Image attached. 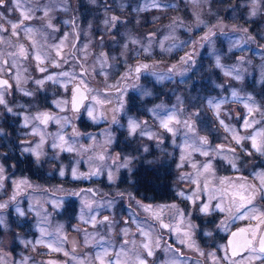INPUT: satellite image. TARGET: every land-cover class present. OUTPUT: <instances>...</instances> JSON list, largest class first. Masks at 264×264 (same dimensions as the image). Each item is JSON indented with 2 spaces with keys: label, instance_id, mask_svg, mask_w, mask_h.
<instances>
[{
  "label": "rangeland",
  "instance_id": "1",
  "mask_svg": "<svg viewBox=\"0 0 264 264\" xmlns=\"http://www.w3.org/2000/svg\"><path fill=\"white\" fill-rule=\"evenodd\" d=\"M31 1L38 3V0ZM48 1L49 3L44 2L43 6H39L43 18L50 15L61 17L63 12L57 8L60 2H67L66 7L69 8L67 0ZM113 1L117 0H80L79 4L78 0H71L72 14L76 18L77 32L81 36L79 42L82 43L78 45L80 49L75 51L82 61L80 64L68 59V47L72 44L68 33L59 32L56 42L51 38L50 45L47 46L49 50L44 53L47 69L45 77L51 96L48 103L45 101L40 104V101L33 100L34 117L43 112L44 107H48L54 110L55 117L60 118L61 124L70 127L67 128L65 136L64 129L55 127V132L50 130V139L45 135L44 143L40 144L39 140L35 147L38 152H42L54 142L61 143L59 136L64 137L65 150L51 147L48 153L52 152L54 158L61 160L59 168L64 172L61 179H65L66 183L54 186L52 193L48 194L39 182L29 179H25L27 184L19 183L23 180L9 182L5 181L4 171L0 173L4 177L0 180V192L3 194L0 204H7L6 208L0 209V217L4 221L0 224V259L8 261V264L12 261L15 264H57L51 262L56 257L51 255L58 251L47 245L57 237L66 238L61 253H72L73 248L81 247L78 240L81 235L86 238L84 246L92 245L97 252L100 250L98 241H103L105 247L110 245L112 258L123 247L127 253L126 256H121L123 264H137L138 253L142 254L147 264H233L234 260L226 253L224 241L234 227L243 228L247 224L246 216L233 219L237 215L235 205L240 203L239 197L234 199L233 194L246 192L239 188L241 183L227 177L240 173L237 155L224 149L217 150L216 145H230L247 156L258 153L251 147L250 139H243L237 144L233 132L228 129H234L240 137L250 136L264 129V46L257 43V38L248 30L246 21H243L242 26V11H237L240 6L237 0L228 1L226 4L197 3L191 0L190 3L183 4L184 10L179 15L175 10L172 11L171 2L140 0L137 6L132 5L126 9L123 6L127 3L122 0L119 1V7L111 8L106 5L113 4ZM154 2L158 6L153 7ZM246 3V18L250 20L257 17L258 21H264V0H258L255 5L253 0H246ZM221 5V9L231 8L229 16L208 13L209 9L218 10ZM254 7L256 15L253 16L251 12ZM44 9H48L46 16ZM159 10L164 11L166 20L158 21L151 17L154 20L150 21L154 22L148 24L149 30L147 24L123 25L119 21L132 11H148L157 16L159 14L156 12ZM113 16L117 17L115 27L110 23L105 24ZM51 25L50 30L54 28L52 23ZM141 26L145 30H141ZM206 35L210 37L209 41L201 39ZM57 45H61L59 56ZM189 54L192 60L185 64L182 58H187ZM217 58L222 67L217 66ZM54 62L60 65L59 73ZM143 64L149 65V69L142 70L136 76L133 70ZM83 66L92 75L91 81L84 80L77 74L80 69H84ZM118 69L123 74L118 73ZM169 69L173 71L169 72ZM63 72L70 75H60ZM226 72H232V75H226ZM237 73L240 79L235 78ZM126 74L132 77L127 85L121 83ZM49 75L53 77L52 80L47 79ZM161 75L165 78L159 79ZM82 79L87 84L89 99L83 106L81 116L99 126V130L88 133L82 130V136L75 138L70 130L75 121V114L70 108V97L74 84H81ZM120 87L122 89L118 93H104ZM233 92L237 96L234 97ZM133 93L143 99L141 104L135 100L136 97L131 101ZM160 95L163 98L156 99ZM92 97H97L104 103H97ZM148 98L150 100H146ZM245 103L253 108L251 114L245 108ZM217 104L219 109L215 107ZM87 109L93 110L96 119L88 116ZM140 110H144V116ZM165 111H176L181 121L189 120L194 123L195 132L188 133L186 137L187 129L183 124L173 122L170 126L176 130V134L173 136L168 133L160 126L159 119ZM193 113L199 115L194 116ZM245 119L252 122V126L247 129L243 127ZM130 120L141 125L135 134H130ZM220 120L224 121L223 125ZM33 122L28 121L29 124ZM33 127L39 129L36 123ZM142 132L151 133V136L141 134ZM188 137L195 139L197 144L199 137H206L208 144L203 146V150L209 154L205 156L201 152L193 151L191 147L186 148V140L188 144L193 143V139ZM68 147H72L73 151H67ZM117 148L123 149L121 162L115 155ZM176 152L177 160L171 163ZM149 154L148 167L151 170L160 164H165L163 168L172 169L179 192L178 199L175 200L178 201L177 205L173 203L175 201L145 202L129 191L128 187H121V182H118L123 175L131 178L134 170L139 169L136 159ZM64 155H69L65 163L62 159ZM101 156L104 158L100 159ZM227 163L229 167L225 166ZM205 164H210L207 171ZM109 174L112 179H109ZM84 176L94 193L81 192ZM19 193L21 197L29 198L30 203H25L24 200L20 204L16 203ZM198 198H201L200 201ZM184 200L190 202L191 210L200 212L207 204L208 210L212 211L211 226L202 232L203 235L211 237L210 249L204 244L202 247L195 244L194 238L198 235L195 223L189 216L183 217L180 210V204ZM48 202L54 208H49ZM150 204L154 205L149 207ZM217 204L226 210L220 211ZM172 205L175 207H170ZM10 207L14 209L12 212ZM229 208L231 211L227 210ZM18 214L23 215L26 220L32 217L30 224L21 230L13 223L18 220ZM93 216L96 219L95 225L91 223ZM105 216L109 221L101 223ZM152 221L157 225L160 222L173 223L171 234L179 244L185 245L187 258L183 259L174 254L163 259L154 254L152 245L157 244V234H152ZM41 229L44 230V235ZM162 229L163 232L167 231L164 227ZM144 233L148 235L145 236ZM162 239L166 241L165 236ZM146 243L153 253L151 256L147 255V250L143 247ZM29 258L31 259L28 261ZM76 261L80 264L81 260ZM235 262L243 264L241 258L235 259ZM258 263L261 262H255ZM84 264H89V261Z\"/></svg>",
  "mask_w": 264,
  "mask_h": 264
},
{
  "label": "flooded vegetation",
  "instance_id": "2",
  "mask_svg": "<svg viewBox=\"0 0 264 264\" xmlns=\"http://www.w3.org/2000/svg\"><path fill=\"white\" fill-rule=\"evenodd\" d=\"M69 4V8H67V2L59 4L60 11H62L61 17L54 16H48V17H41L42 12L40 11L41 8L39 6H43L44 2H48V0H38V3H33L31 0H20L21 8L15 9L11 2V0H7V3L0 7V12L4 13V18H0V25H2L3 29H7V31L0 30V80H7L9 85L11 87L5 89L4 87H0V93L3 94L4 99L6 101V104L0 105V163H2L4 168V176L5 181H14V180H25L29 179L33 182H38L36 180L37 177H42L47 183H41L45 187V190H47L48 194H51L52 190H54L53 184H50L51 179L56 176L57 172L60 174V166H61V160L59 158H54V154L52 152H49L51 150V147H46L45 150H42V152H38L36 150V144L40 140V135L35 134L33 132V125L34 123L37 124L39 127V132L43 134V136L48 135L47 139H50V130L52 132H55V127H60V129L63 130V135H67V128L70 126H64L61 123H56L55 121L50 120L46 125L40 124L39 121H36L33 119L34 117V106H33V100L40 101V104H43L45 101L48 103L49 97L51 96L49 93V89L47 88V80L45 77V71L41 72L39 71V68H45V52H48L49 48L47 47L50 45L51 38L54 39L56 42L57 37L60 33L63 31L68 33L70 37L72 38L71 41V47H68L69 55L68 59H73L75 62H78L79 64L82 62L80 58L76 54V50L80 49L78 45L81 43L79 42V37L81 39L80 33L77 32V24L75 21V17L73 16V4L71 0H67ZM84 1V0H83ZM106 1V0H104ZM119 1H113V4L107 3L106 5L108 7L114 8L119 7ZM125 1L127 4L126 6H123L124 9L138 4L140 0H122V2ZM162 2L169 3L171 2V8L172 11L175 10L176 14L179 15L184 10V3H190L191 0H161ZM194 0H192L193 2ZM197 3L205 2V3H215L220 2L223 4H226L228 1L233 0H195ZM224 1V2H223ZM240 4L239 10L242 11L241 16V22L243 26V21H246V24L248 26V30L254 34V36L257 38V43L259 45L264 46V21H258L259 18H252L248 19L245 16V7L247 5L246 0H237ZM80 0H78L79 4ZM223 5L220 6L218 10L209 9L208 13L214 12V14H219V16H229L231 13V8L227 7L225 9H221ZM227 6V5H226ZM24 9H31V19L25 20L24 25L26 28L33 29V32L28 35L26 34L25 27L19 28L18 35H13L11 31V25L9 22H16L20 18V12ZM123 9V10H124ZM144 12V13H143ZM138 11L135 13L132 11L130 14L124 15V19H120L119 21L123 22V25L127 24H149L154 21L153 18H157L159 21L160 19L166 20V17L164 16V11L159 10V15L154 16L148 11ZM36 14V17H35ZM146 14L148 16H146ZM153 17V18H151ZM250 21V22H249ZM249 22V23H247ZM53 24L54 28L51 30L48 27V24ZM139 24V25H143ZM148 25V28H149ZM141 30H145L143 26L140 27ZM60 32V33H59ZM35 42V43H33ZM82 44V43H81ZM23 46L25 49V54L20 55V48ZM260 49H263L260 47ZM39 55L41 57L40 60H37L36 57ZM7 63H4V62ZM39 65V68H38ZM69 68H72V66H69ZM78 71V75H80L84 80L91 81L92 75H90V72L86 70V68L83 66ZM55 69L59 73V67H55ZM86 73V74H85ZM118 73L123 72L118 69ZM117 73V74H118ZM142 73V71L136 76H139ZM17 74H19L20 79L17 80ZM134 76V78L136 77ZM120 77V76H119ZM131 76H125V78L121 81V83L127 85L129 80L131 79ZM37 80H43V84H37L35 81ZM75 85H80L79 83H75L73 86V89L75 88ZM72 89V94H73ZM122 89L121 87L117 90H108L104 91L105 94L108 93H118L119 90ZM86 96L88 97L87 90ZM25 93H31V95H25ZM164 96L166 95L165 91H163ZM259 93V92H258ZM72 94H71V100H72ZM131 101L134 97L139 98L137 94L133 93L131 94ZM163 98L162 95L158 96L156 99ZM89 97L87 98L88 101ZM150 100V98H148ZM155 100V99H154ZM86 101V102H87ZM85 102V103H86ZM84 103V104H85ZM71 106V104H70ZM11 108L12 111L9 112L7 109ZM84 109V108H83ZM82 109V110H83ZM72 110V108H71ZM82 110L72 112L75 114V121L72 124L70 130L72 135L75 138H78V136H82V130L85 132H93L99 130V126L92 123L91 120L82 118L81 113ZM143 114L144 110H140ZM48 113L49 115L55 117L54 110L44 107L43 112L41 113ZM40 114V113H39ZM25 117L28 118V121H34L33 124L27 123L25 124ZM75 130V131H74ZM78 133V134H76ZM122 133V130L120 131V135ZM218 146H223V149L226 151H229V149H234L232 146L229 145H216V148L218 149ZM25 148L34 149V151H24ZM226 148V149H225ZM116 153L115 155L118 156V161L121 162V155L123 149H115ZM169 151V149H167ZM177 151V149H176ZM39 153V159H37L36 153ZM230 152V151H229ZM163 153L165 151L163 150ZM233 155H237L238 163L240 166V173L239 174H233V175H227L231 180H237L238 183L245 185L246 190L243 189L246 194H243L245 196H248L251 192H255V198L253 200V204L256 209L259 211L264 212V192L259 191L261 186V175L264 174V157H261L259 153H253L252 156L244 155L243 153H240L239 151L230 152ZM43 155V156H42ZM42 156V157H41ZM69 156V155H68ZM67 155H64L62 159H64V163L68 159ZM149 155L142 156L140 159H136L138 166L140 165L141 160L146 159V166L149 171H152L150 169V166L148 167L149 163ZM176 155L174 156V159L170 161L171 163L176 162ZM41 157V158H40ZM253 159V160H252ZM39 165V166H38ZM165 164H160L157 167H163ZM227 167V165H225ZM138 168V167H137ZM162 170H166L165 168H161ZM139 170V169H138ZM126 175H123L120 177L118 182H123ZM82 187L80 188L81 192L85 191H92L91 193H94L92 188H90V184L87 182V177H83L82 179ZM173 193L172 198L175 201L178 199V190L176 189ZM28 194V193H27ZM3 194L0 192V198H2ZM16 203L20 204L21 201L29 202V198H23L21 197V193H19L16 196ZM201 198H198L200 201ZM20 200V201H19ZM176 205L178 204V201L173 202ZM17 204V205H18ZM37 205H39V201L37 200ZM152 207L154 204H150ZM20 206V205H18ZM45 206V205H44ZM47 207V206H46ZM49 208H54L53 204L51 202H48ZM14 209L10 207V211L12 212ZM180 210L183 212L182 216L185 217L186 215L189 216V218L192 220V222L195 223V229H197L198 235L194 238L196 240L197 245L208 246L207 248L210 249L211 245V237L207 235H203L202 232H204L206 229H208L211 226L212 221H210L211 213L212 211L203 212V211H195L190 209V202L187 200L182 201L180 204ZM247 218V224L244 225L243 228H249L250 226H253L255 222L251 219H249V216H246ZM13 218H15V215H13ZM32 220H26L23 215L18 214V220H14V224L18 226V228L24 229L29 222ZM165 224L164 222H160L158 225L151 222V226L153 228L152 234L156 235V245H152L154 251V254L160 255L163 257V259L169 258L170 255L177 254V256H180V258H187V255H185V245L182 243H178V241L173 237L171 234V228L173 223H169L168 229H165L167 231L163 232L162 225ZM180 225V224H179ZM234 229H242V227L237 226L234 227ZM233 230V229H232ZM166 237V241H163L162 237ZM159 238V240H158ZM226 239V238H225ZM79 244L81 247L79 248H73L72 253L65 255V253H61V251H58L51 256H56L54 259L51 260L52 263L57 264H77L76 260H81L84 263L89 261L91 257L97 252L95 247L92 245L90 246H84V241L86 238L84 236H81L78 238ZM225 243V241H224ZM83 245V246H82ZM226 245V243H225ZM258 246V244L256 245ZM138 255L142 258V254L138 253ZM244 255H247V253H244ZM50 256V257H51ZM73 256H75V259H73ZM241 256L235 257V259H239ZM31 258L28 259V261ZM50 259V258H49ZM235 259H231L234 260ZM175 260V258H174ZM15 261L10 262L9 264H15ZM176 263L178 261L175 260ZM183 263V262H182ZM0 264H8V261L4 262V260L0 259ZM179 264V263H178ZM184 264V263H183ZM261 264V263H258Z\"/></svg>",
  "mask_w": 264,
  "mask_h": 264
},
{
  "label": "snow or ice",
  "instance_id": "3",
  "mask_svg": "<svg viewBox=\"0 0 264 264\" xmlns=\"http://www.w3.org/2000/svg\"><path fill=\"white\" fill-rule=\"evenodd\" d=\"M13 6H14V10L15 9H20L21 8V4H20V0H11ZM7 3V0H0V7H3L5 4ZM256 3H258V0H253V4L255 5ZM153 7H156L158 5L155 4V2L152 5ZM31 9H24L20 12V18L16 21V22H9L11 25V31L13 35H18V29L21 27H25L24 25V21L25 20H29L31 19ZM48 14V9H44V15L46 16ZM251 15H256V9L255 7L253 8ZM0 18H4V13L0 12ZM117 21V17H111L110 21L106 20L105 24H111L112 27H115V23ZM203 23V22H201ZM48 27H52V25L49 23ZM0 30L2 31H7V29H3L2 25H0ZM25 31L26 34L30 35L33 32V29L31 28H26L25 27ZM245 32L247 31L246 29L244 30ZM209 32L211 33V29H209ZM212 35H215V33H211ZM202 40L205 41H209L210 37L209 36H204L201 37ZM249 39H252L251 37H249ZM35 43V42H33ZM135 43V41H134ZM57 56H59V49L61 47V45H57ZM125 47H127V45H125ZM25 54V49L23 48V46H21L20 48V55H24ZM37 60H40L41 57L39 55H37L36 57ZM183 62L185 64L189 63L192 60L191 54H189L187 56V58H182ZM4 63H7L6 61ZM217 66L218 67H222V65H220V60L219 58H217ZM54 66L55 67H59L60 65L58 63L54 62ZM149 65L147 64H143V65H138L133 71L135 74H139L142 70H148L149 69ZM175 66H173L174 68ZM39 68V65H38ZM46 68H39V71L44 72L46 71ZM173 69H169V72H172ZM86 74V73H85ZM226 75H232V72H226ZM60 75H63L65 77H68L70 74L68 72H63ZM127 75V74H126ZM17 80L20 79L19 74H17ZM75 78V77H73ZM159 79H164L165 77L163 75L158 77ZM170 78V77H169ZM236 79H240V75L237 73V75L235 76ZM48 80H52L53 77L51 75H49L47 77ZM37 84H43V80H37L35 81ZM0 87H4L5 89L11 87L8 83L7 80H0ZM82 88L84 90H87V84L85 83V81L82 79L81 80V84L78 85L75 89H74V95H73V99H72V105H73V109L74 110H78V106L80 104V102L84 99H87L88 97L84 94V91L82 90ZM25 95H31V93H25ZM232 95L235 97L237 96L236 92H233ZM94 100L97 101V103H104V101L102 100H98L97 97H92ZM249 99H251V97H249ZM6 104V101L4 99V96L2 93H0V105ZM245 108L248 109V113L251 114L253 111V108L250 107L247 103H245ZM160 107V106H157ZM215 107L217 109H219V104L215 105ZM9 112L12 111L11 108L7 109ZM118 110V109H117ZM87 114L89 117H92V119H96L95 116H93V110L92 109H87ZM155 114V113H154ZM194 116H198V113H193ZM34 120L39 121L40 124H44L46 125L50 120L55 121L56 123H60V118L58 117H53L51 115H49L48 113L44 112V113H40L38 115H36L35 117H33ZM160 119V126L165 129L168 133H171L173 136H175L176 134V130L171 127L170 125L175 122L176 124H183V126L187 129V132H185V136H188V133H194L195 132V125L194 123H191L189 120H183L181 121L178 118V114L176 111H165L164 114L162 116L159 117ZM28 123V118L25 117V124L27 125ZM70 123V121H69ZM220 123L223 125L224 121L220 120ZM140 123L136 122L135 120H130L129 121V130H130V134H135L136 130L138 128H140ZM252 126V122H250L248 119H245L243 122V127L245 129L249 128ZM227 128V126H225ZM229 131L233 132V138L236 140L237 144L241 143V140L243 139H250L251 140V147L253 149L256 150V152L260 153V155L264 156V129H261L259 131H257L255 134H251L250 136H246V137H240L238 134H236L234 129H228ZM75 131V130H74ZM34 133L35 134H39L40 135V144L44 143V136L41 132H39V129L36 128L34 129ZM78 134V133H76ZM141 134H148L149 136H151V133H144L142 132ZM189 139H193L192 137H188ZM59 140L61 143L57 144V143H53L51 145V147L53 148H59L62 151L65 150L64 148V144L66 143V141L64 140L63 136H59ZM40 144L37 145V148L40 147ZM208 144V140L206 137H199L198 138V144L196 142L195 139H193V143L192 144H188L187 140L185 142V147L189 148L191 147L193 149V151H198L201 152V154L207 156L209 153L206 150H203V146ZM67 151L71 152L73 151L72 147H68L66 149ZM217 150H223V146H218ZM24 151H34V149H30V148H25ZM229 151L231 152H235V149H229ZM249 155L251 153H248ZM37 155V159H39V153H36ZM104 157L101 156L100 159H103ZM124 167H126V165H122ZM193 167H195V165H193ZM210 167V164H205L204 168L205 171H207ZM233 167H235V164H233ZM4 169H3V165H0V173H3ZM96 174V173H93ZM60 175L63 176L64 172L61 171ZM73 175L75 176V172L73 171ZM261 175V186L259 191L264 192V174H260ZM4 179L3 176H0V180ZM109 179H112L111 174H109ZM20 184H27L28 181L23 180L19 182ZM223 183V181H222ZM19 187V184H17V188ZM240 189H245L246 190V186L241 184L239 185ZM180 195H183V193H180ZM238 196L240 203L236 204V212L237 215L233 217V219H238V218H243L244 216H249L253 221H256V223L253 226H250L249 228H242L239 229L237 232H233L232 235V239L229 240L228 245L231 248V256L235 257V256H241V261L243 262V264H255L256 261H260L261 264H264V212L259 211L258 209L255 208L254 204H253V200L255 198V192H251L248 196L243 195L241 192H237L235 194H233V198L235 199V197ZM12 199H15V196L12 197ZM211 199V197H210ZM7 204H0V209L6 208ZM89 210H91V206L89 205ZM150 207V206H149ZM170 207H175L174 205L170 206ZM217 208H220V205L217 204L216 205ZM19 211V209H17ZM225 208H220V211H225ZM228 211H231V208L227 209ZM201 211L203 212H208V205L205 204L202 208ZM23 214V213H21ZM81 219H83V216L81 217ZM109 221V218L107 216H105L103 218V221H101V223L107 222ZM3 219L2 217H0V224H3ZM91 223H93V225H95L96 223V219L95 217H91ZM162 227H169V225L167 224H163ZM41 233L42 235H44V230L41 229ZM48 235H51L50 233ZM145 236L148 235V233H144ZM66 238H60L57 237L55 240H53L51 243H49L47 245V247L52 248L54 251H61L62 247H63V243L64 240ZM183 242V241H182ZM30 243V242H29ZM37 243H42V241H37ZM125 243L127 244L128 241H125ZM100 250L98 252H96L91 259L89 260V264H123L122 260H121V256H126L127 253L124 251V248L121 247V250L119 253H115L114 258H112V254L110 253V248L111 246L109 245L108 247L104 246L103 241H98L97 242ZM258 244V246H256ZM191 246V245H189ZM144 249L147 250V255L151 256L153 253L149 248V245L146 243L143 245ZM227 252V249H226ZM244 253H247V255H244ZM68 252H65V255H68ZM226 258H228L226 256ZM73 259H75V256H73ZM136 261L137 264H147V261L143 258H141L139 255L136 257ZM80 264H84L83 261H80ZM233 264H241V262H233Z\"/></svg>",
  "mask_w": 264,
  "mask_h": 264
},
{
  "label": "trees",
  "instance_id": "4",
  "mask_svg": "<svg viewBox=\"0 0 264 264\" xmlns=\"http://www.w3.org/2000/svg\"><path fill=\"white\" fill-rule=\"evenodd\" d=\"M135 100L140 104L143 102V99L140 97L135 98ZM161 168L163 167H155V169L149 171L146 166V159L144 158L140 162L139 170H134L135 172L131 175V178L126 176L121 187H128L129 191L137 194L143 201L148 203L172 201L174 200L172 194L176 193L174 192L176 190V180L170 167H166V170H162ZM36 180L39 183H47L42 177H37ZM63 182H65V179H61V175L57 172L56 176L51 179L50 184L58 186L64 185L62 184Z\"/></svg>",
  "mask_w": 264,
  "mask_h": 264
},
{
  "label": "water",
  "instance_id": "5",
  "mask_svg": "<svg viewBox=\"0 0 264 264\" xmlns=\"http://www.w3.org/2000/svg\"><path fill=\"white\" fill-rule=\"evenodd\" d=\"M78 85H75V88L77 87ZM74 88V89H75ZM74 89H73V95H74ZM82 90H83V88H82ZM84 91V90H83ZM84 94L86 95V92L84 91ZM73 95H72V97H73ZM73 99V98H72ZM87 99H84V100H82L81 102H80V104H79V106H78V110H74L73 109V105H72V103H71V108H72V110H73V112H76V111H80L81 109H82V106H83V104H84V102L86 101ZM165 228V227H164ZM165 229H168V227L167 228H165ZM239 229H233V231L232 232H230L229 234H228V236H227V238H226V240H225V243H226V245H227V253H228V256L231 258V259H235V257H238V256H235V257H232L231 256V248L229 247V245H228V242H229V240H231L232 239V233L233 232H237Z\"/></svg>",
  "mask_w": 264,
  "mask_h": 264
}]
</instances>
